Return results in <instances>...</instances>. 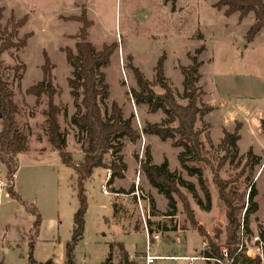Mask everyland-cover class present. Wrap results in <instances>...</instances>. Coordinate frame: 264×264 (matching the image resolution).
Segmentation results:
<instances>
[{
  "label": "rangeland",
  "instance_id": "rangeland-1",
  "mask_svg": "<svg viewBox=\"0 0 264 264\" xmlns=\"http://www.w3.org/2000/svg\"><path fill=\"white\" fill-rule=\"evenodd\" d=\"M216 2L217 0H176L175 9L171 11L170 3L165 0H0V7L4 9L2 24L11 14L16 19L26 17L18 37L30 35L26 46L16 53L18 62L25 66L20 73L21 80H16L12 72H7L5 78L19 108L17 129L27 138L31 154H44L46 149H51L48 146L45 117L46 98L42 96L36 103L34 97L26 94L29 87L42 79V54L45 52L55 66L53 83L59 89V94L55 96L54 102L67 109L66 116H58L60 131L67 133V150L72 153L74 164L82 157L78 133L69 122L74 113L73 99L67 86L72 70L61 52L67 47L74 49L73 36L80 27L78 22L70 21L69 18L84 17L93 24L88 30V39L97 50L104 45H117L109 65L102 69L109 86V97L104 103L109 107L111 102H116L125 118L132 116V127L140 135V139L134 144L128 140L123 141L121 155L128 167L126 173L129 176H124L121 181H115V185L105 188L108 196L103 195L101 190L108 178L107 170H94L84 183L88 207L84 235L74 249V264H118L119 244L133 254H128L129 261L133 264H145L147 238L144 225L160 234L158 242L153 244L150 240V248L153 247L151 253L161 256L186 254L184 243L180 237L176 238V232L194 230L186 220L179 196H174L176 216H165L166 200L157 196L141 169L140 162L145 160V147L150 148L153 164L159 165L166 159L169 170L176 171L185 181L193 183L197 195L204 202L203 195L196 178L188 177L179 169L177 155L181 149L172 148L170 141L162 142L156 136L142 134L145 123H160L165 117L161 112L148 113L145 105H134L129 91L136 90L137 87L129 67L138 68L150 82L153 91L162 94L163 91L154 81V67L158 58L165 54V77L176 94L177 103L185 105L186 101L180 98L183 77L179 67L189 66V56L202 45L206 49L198 57L199 61H203L200 86L206 93L202 101L213 110L198 120L195 127L204 131L201 141L205 160L210 163L203 167L205 186L211 200L210 211L200 209L192 195L183 188H179V192L208 235L213 239L218 238L219 244L223 245L225 210L213 183V170L217 168L224 153L216 147L222 137V130L232 132L235 123H240L241 128L245 126L246 129L239 131L240 140L237 144L241 162H227L217 170V175L224 181L237 175L243 168L245 154L249 149L261 158V163L254 169L252 176L246 169L244 176L239 178L237 191L245 199L249 181L254 183L258 211L250 217L248 234L259 236L260 232H264V135L260 123L264 119V35L252 47L244 48V34L250 19L240 24L235 16L226 18L223 15L224 9L218 11L214 8ZM200 36L203 40H199ZM2 60L8 68L17 64L8 54L3 55ZM206 124L209 128L204 127ZM171 126L175 127L176 124ZM206 134L210 137L211 145L205 138ZM135 155L138 159H135ZM57 158L55 154L27 158L23 156L14 176L16 193L27 205L35 208L41 218V233L35 239L33 248V258L41 264H65V246L71 238L72 217L78 206L75 174L61 165ZM105 159L108 161L109 156ZM0 181L5 185L7 183L5 168L1 163ZM135 182H138V196L133 194ZM5 193V187H0V263L28 264L29 229L34 218L22 205L8 195L5 196ZM151 199L154 200L157 212L152 213L150 209ZM111 203L115 204L113 222L123 225L125 230L131 232L129 235L104 223L106 219L111 221ZM242 217L243 213L240 220ZM188 243L191 245L195 240L190 239ZM110 244L113 249L109 253ZM204 248L205 246L200 251ZM5 249L8 250L7 253L4 252ZM193 256L198 257L199 253ZM192 264L205 263L197 259Z\"/></svg>",
  "mask_w": 264,
  "mask_h": 264
},
{
  "label": "trees",
  "instance_id": "trees-1",
  "mask_svg": "<svg viewBox=\"0 0 264 264\" xmlns=\"http://www.w3.org/2000/svg\"><path fill=\"white\" fill-rule=\"evenodd\" d=\"M169 2L171 11L175 9L176 0H165ZM214 8L218 11L224 9L223 15L228 18L233 14H238V21L241 22L248 14L254 15V22L244 35L246 44L251 43L260 31H264V0H217ZM4 9L0 7V163L5 168L6 185L5 190L8 197L20 205L33 216L31 229L28 238V264L37 263L33 258V248L35 239L38 237L41 226L39 213L31 205H27L14 189V176L18 170L17 156L26 154L29 151L28 140L21 135L17 129L16 117L19 108L14 102V93L6 81L7 72H12L16 80H21L20 73L25 69L23 64L18 62L16 53L20 52L27 43L29 34L18 37L20 28L26 22V17L16 19L14 15L2 24ZM70 21L78 22L80 27L73 36L75 40L74 49L63 48L65 62L71 68V77L67 79V86L73 99L74 113L69 122L72 128L78 133V140L81 159L74 164L72 153L67 150V133L61 132L58 124V116H66L65 106H58L54 98L59 94V89L54 85L53 70L54 65L44 52L42 54L43 64L41 65L42 79L37 84L29 87L26 94L35 98L36 103L44 96L46 98V124L48 133V143L51 150L57 153L61 165L71 169L75 174V190L78 207L73 215V227L70 241L65 246V264H74V249L82 239L85 226V214L87 211V199L85 196L84 183L91 177L96 169L109 170V178L106 187H110L114 180H122L125 176L127 166L121 155L123 141L128 140L134 144L140 139V135L132 127V116L125 118L122 109L116 102H111L110 106L105 105L109 97V86L106 83L105 74L102 69L110 63V57L117 48L115 43L104 45L97 50L88 39V30L92 23L84 17H70ZM199 40H203L200 36ZM205 51V46H201L189 56L190 65L179 67L182 75V94L180 98L186 101L185 105L177 103L176 94L172 91L170 83L164 74L165 54H162L154 67V81L163 92L157 94L153 91L150 82L145 79L138 68L130 66V70L135 80L137 89H131V96L134 105L147 106L148 113L156 114L161 112L165 119L160 123H145L142 134L146 136H156L160 141H170L171 147L181 149L177 155V161L182 171L188 177H195L199 190L203 195L204 202L197 195L193 183L185 181L176 171L169 170L168 161L165 159L159 165L152 163L149 146L144 149V162H140L143 174L158 195H161L167 203L165 216L172 218L176 216V200L174 196H179L186 220L200 238H202L205 248L200 252V257L205 260V264H261L259 260L247 258L243 253L238 252L237 233L241 223L249 232L250 217L258 211V204L255 201L257 190L254 183L249 181L247 193H238L237 182L244 176L246 169L249 175L260 165L261 158L255 155L252 149L245 154V163L242 170L224 181L217 175L227 162H241L238 156V141L240 140V123H235L232 132L222 130V137L216 147L218 151L224 153L219 159L217 168L214 171L213 183L217 190L219 201L225 210V240L223 245L219 244L218 238H211L206 229L201 225L187 200L179 192L183 188L192 195L196 205L205 212L210 211V195L205 186L203 177V167L210 165L204 157L203 143L201 136L202 129L195 127L196 122L201 120L213 108L203 103L202 99L206 95L200 86V67L202 62L198 57ZM8 54L17 64L13 67H6L3 63V55ZM176 124L172 127V124ZM261 131L264 135V120L261 122ZM209 128V125H204ZM206 140L211 145L208 134ZM106 156L109 160L106 161ZM135 159L138 156L135 155ZM212 170V167H209ZM252 176V175H251ZM250 177V176H248ZM247 177V178H248ZM150 209L153 211L154 202L150 200ZM243 213L242 220H240ZM149 234L152 233L148 229ZM264 240V232L259 235ZM119 250L118 264H133L129 261V256L122 244L117 245ZM112 244L109 245L110 252ZM2 264V263H0ZM49 264H54L49 262Z\"/></svg>",
  "mask_w": 264,
  "mask_h": 264
},
{
  "label": "crops",
  "instance_id": "crops-1",
  "mask_svg": "<svg viewBox=\"0 0 264 264\" xmlns=\"http://www.w3.org/2000/svg\"><path fill=\"white\" fill-rule=\"evenodd\" d=\"M233 16H235L236 17V19H238V14H233V15H231L230 17H233ZM247 19H250V23H249V25L247 26L248 28H247V30L249 29V27L253 24V22H254V15L252 14V13H250V14H248V16L247 17H245L241 22H240V24L242 23V22H244L245 20H247ZM239 24V25H240ZM246 30V31H247ZM246 33V32H245ZM245 35V34H244ZM262 35H264V31H260L257 35H256V37L254 38V40L251 42V43H249V44H246L245 42H244V48H249V47H252L253 46V44L255 43V42H257V40L262 36ZM206 50V49H205ZM205 52V51H204ZM202 62V64H203V61H201ZM201 68V67H200ZM183 80V79H182ZM157 114V113H156ZM207 116V115H206ZM264 120V119H263ZM206 122H208V121H206ZM149 123V122H148ZM209 123V122H208ZM226 130V129H225ZM242 130H246L245 129V126H243L242 128H241V130L240 131H242ZM167 142V141H166ZM49 147H50V145H48ZM51 152V153H50ZM48 154H55V155H57V153L56 152H54V151H52L51 149H46V152H44V154H37V155H34V154H31V149H29V151H28V153H26V154H22V155H18L17 156V158H16V160H17V163L19 162V160L24 156V158L26 157H31V156H36V157H40V156H42V155H48ZM58 159V158H57ZM178 166H179V164H178ZM127 169H128V167H127ZM176 169H178V168H176ZM175 169V170H176ZM179 169H180V166H179ZM96 170H98V169H96ZM104 171V170H103ZM126 172H127V170H126ZM133 173V172H132ZM131 173V174H132ZM127 176H129V175H127V173H125V177L127 178ZM115 181H121V180H114V182H113V184L115 185L116 184V182ZM113 184L111 185V186H113ZM110 186V187H111ZM112 190V189H111ZM117 191V190H116ZM156 191V190H155ZM157 193V192H156ZM5 196H7V194L5 193ZM157 196H161V195H158L157 194ZM155 201H156V198H155ZM153 202H154V200H153ZM78 207V206H77ZM111 208H112V217H111V221H109L108 219H104L103 221H104V223L106 224V226H112V228H117V229H119L120 230V232L122 233V234H124V235H129L131 232H128V230H125L124 229V226L123 225H120L119 223H117V224H115L113 221H115V204H112L111 203ZM154 208H155V210H154V212L156 211L157 212V209H156V207H155V203H154ZM166 208H167V204H166ZM76 210H77V208L75 209V212H76ZM74 212V213H75ZM205 212V211H204ZM74 215V214H73ZM175 217V216H174ZM73 218V217H72ZM169 218V217H168ZM84 220H85V223H86V214H85V217H84ZM200 224H201V222H199ZM85 227V226H84ZM40 231H39V236H40V233H41V226H40V229H39ZM141 231V230H140ZM137 232H139V231H137ZM152 233H156L155 231H153ZM177 233V237L176 238H181L182 240H181V242H183L184 243V251H185V253L186 254H182V255H179V256H175V255H171V256H166V255H157V254H153V253H151V249H153V247L151 246V248H150V245H149V253H150V255H153V256H156V257H170V258H175L176 260H173V261H156L154 264H166L167 262H175V261H184V262H188V264H192V262H194V261H196L197 259H199L200 261H203L204 263H205V260L203 259V258H201L200 257V250L204 247V243H203V240H202V238H200L198 235H197V233L195 232V231H185V232H182V231H177L176 232ZM159 234V233H158ZM167 234H170V233H167ZM175 234V233H174ZM83 235H84V233H83ZM160 235V234H159ZM82 238H83V236H82ZM190 239H194L195 240V243H193V244H189L188 242H190ZM153 241V240H152ZM159 241V239L157 240V241H153V244L154 243H156V242H158ZM112 243V242H111ZM152 244V245H153ZM203 246V247H202ZM123 247H124V245H123ZM124 249H125V251L127 252V254H129V256H131V255H133V254H131L125 247H124ZM146 251V250H145ZM4 252L5 253H7L8 252V250L7 249H5L4 250ZM199 253V256L198 257H195V256H193V255H195V254H198ZM109 253H110V251H109ZM137 253V252H136ZM135 254V253H134Z\"/></svg>",
  "mask_w": 264,
  "mask_h": 264
},
{
  "label": "built area",
  "instance_id": "built-area-1",
  "mask_svg": "<svg viewBox=\"0 0 264 264\" xmlns=\"http://www.w3.org/2000/svg\"><path fill=\"white\" fill-rule=\"evenodd\" d=\"M108 171V178H109V170ZM107 178V180H108ZM107 183V181H106ZM105 186H102V193L103 195L108 196V192L106 191ZM138 185V182H135V192L134 195L138 196V191L136 189V186ZM0 187H5V184L0 181ZM144 233L147 238V244H146V252L144 256V263L145 264H154L156 261H173L176 260L175 258L170 257H156L153 255H150L149 253V245L150 240L157 241L160 237L158 233H151L149 234L148 228L146 225H144ZM237 240H238V252L243 253L247 258L252 260H259L260 263L264 262V240L260 236H251L248 234V232L243 227V224L241 223L239 231L237 233Z\"/></svg>",
  "mask_w": 264,
  "mask_h": 264
},
{
  "label": "water",
  "instance_id": "water-1",
  "mask_svg": "<svg viewBox=\"0 0 264 264\" xmlns=\"http://www.w3.org/2000/svg\"><path fill=\"white\" fill-rule=\"evenodd\" d=\"M45 264H49V262H46Z\"/></svg>",
  "mask_w": 264,
  "mask_h": 264
}]
</instances>
